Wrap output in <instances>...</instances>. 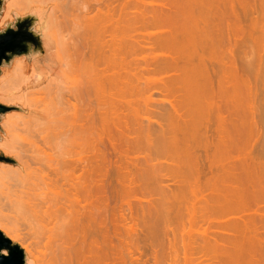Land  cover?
Masks as SVG:
<instances>
[{
    "label": "bare ground",
    "instance_id": "obj_1",
    "mask_svg": "<svg viewBox=\"0 0 264 264\" xmlns=\"http://www.w3.org/2000/svg\"><path fill=\"white\" fill-rule=\"evenodd\" d=\"M100 1L102 5H104V8L102 9L106 11L103 16V13L101 15V12H104V11H102L101 8L100 10L98 9L99 11H101L100 14H98L101 17L95 15V18L99 19L97 17H100V18L104 17L107 22L105 23V25H102V28L97 29V32H98L97 40L90 42L87 39L86 42L87 44L90 45V47L86 49H84L85 47L83 45L80 46L81 47L80 48L79 45H77L78 44V41H77V43H75V45L73 46V49L74 51L76 52L78 51L77 53H79L80 49L84 47L83 50H81V53L83 51L82 56L84 58V51H85L87 53L85 54V56L88 58V60L91 58H92L91 60H93L95 54H98L100 56H107V59L110 62H112L111 59H113L114 57L116 59L117 57L119 61L117 62L119 64L117 62H114L115 59L113 60V62L117 63L119 68H117V65L115 66V64L112 62L116 68L113 65H111L109 70L105 68L101 70V73L95 72L97 73L96 75L97 77L96 78L94 77L95 79L93 78V80L100 79L97 82L95 81L96 83L93 81H90L94 83L95 85H92V83L88 81V86H90L91 84L90 86L91 89L87 86V84H86V90L88 91H85L84 89V93L90 96L88 98L89 101H86V102H89L87 106L88 107L87 110L82 111L78 105L80 102V99H82L81 92L83 91L79 92L80 89H78L79 91L75 89L74 94L72 95L71 92L73 91L69 90V94L73 96L72 98L75 101L79 100L78 104H76L77 102L71 103L70 100H67V104L72 105L71 107L74 109L75 121H77V124L76 122L73 123V128L76 125H79L78 123L80 122L78 121L80 120L84 122L86 121L87 126L88 124H91L90 126L96 125L95 122H97L96 120L100 118V115H99V118H97L98 117L97 115L99 114V112H95L94 107H96V105L94 106L93 104L95 97H91V95H94L95 93L96 95H98L99 92L97 91H99L101 87L103 88L106 87L105 86L106 82H104V79L106 80L109 79L108 80L109 83H107L109 85L110 78L111 79L114 78V80L117 81L116 80L117 77L118 76L121 77L118 74H132V75L134 74V75H137L138 79L136 78V76H133V77H135V79H137L139 83H141L142 79H143V82L146 80L145 81L146 86L144 90L146 88H147L146 90H149L151 86L156 84L154 87H151V89L159 85V87H157L156 89L158 90L159 88L160 89L159 91L161 94L168 93V95L171 96L174 93L173 94L174 96H178L175 94L181 93V92L185 93L182 96V98L179 99L180 102L178 104L175 103L178 101H174V98L173 100H166V99L162 100V102L169 103V105L171 106L170 107L171 110H169V108H167L168 110L166 109L157 110V108L155 109L153 108L154 106L151 105V102H152L151 97L149 99L146 98L148 99V101L144 100L147 103L145 106V110L144 111L142 110V112L149 115L148 117L152 115L151 116L152 118H148L146 116L147 121L148 120L150 121L151 119H156V117L161 118V119H168V121L169 120L171 121L168 126L171 127L172 125V127L175 130H178V128H181L182 130L185 129L186 130L185 132H187V129L189 130L196 129L197 131L201 130V129H197L196 127H202L204 125L203 127H205L206 129L205 131L206 132L208 131L211 134V136H209V134L208 136H206L205 134V137H203V139L201 137V140L199 138H198L199 140H197L196 138H194L195 139L194 140L193 137L191 138L189 137V131L187 132V134L183 131L184 132L183 134L182 132L181 133L179 132L183 138L179 139V137H177L178 139L177 138L175 139L176 135H174L175 130L173 129L172 131L174 132L173 133L174 136L170 134V136L172 135L171 136L172 138L170 137V139H174V141H169V137H168V139L165 140L167 141L166 144L164 140L159 142L160 143L159 144L157 139L151 138L153 134L152 125H150L152 128L148 125H147L148 127L144 128L142 126L143 124L142 125L140 123L137 124V123H134L133 121V124H137L133 128V125L130 126L131 123H129V120L127 118L128 114H126L125 112L126 109H123V108H122L123 110L119 109V111L122 110L121 112H118L117 111L118 109H117L116 110L117 112L115 111V115L112 114L111 113L112 111H110V108L113 107L118 102L112 104L111 106V102L108 100L111 97L107 99L105 98V97L112 96L111 95L112 93L111 94L108 93L109 96L108 94H105V96L103 94V97L105 98L107 106L105 105L106 109H103L104 113L101 115V118L99 120L102 123L100 127L101 128L103 127V130H100L101 136L97 134L99 130L97 129L98 132H96L97 130H95L94 128L95 126L88 128L89 126L86 127L85 125H83L84 128L86 127L89 129V130L85 129V133H89V135L91 136H94V133H95V135L97 134V136H99L100 138V142H99V138H97L98 144L100 143V145H98L97 147L98 149L97 148H94V150L91 149V151L92 150L95 151L94 155L91 152L93 158L91 156L89 159L84 160V162H83V159L75 160V161H69V160L64 161L60 159V160L55 161L53 164H50L47 162H41L43 159H41L40 161L38 157H36L37 158L36 159L33 156L25 154V153H22V155L15 156L14 153L16 151L6 152L4 155L8 157L9 156L15 157V160L18 162V166L12 165L10 167L8 166V168L6 169L5 167H3V170H2L3 174L7 175V177L12 174L14 176L13 180L17 182L19 185H23V187L30 194L31 190H29V187H30L29 182L30 183L33 182V181L31 182V180H33L31 179V175L33 172L31 173L30 171H35L34 168H36V166L33 168L34 170L31 169L34 162H37V164L38 162H40L39 163L40 165H42V163H46L45 166L48 167V170L49 169L51 170L49 171L50 172L49 174H51L52 176L51 184H53L54 186L56 185L58 188L57 187L55 188L59 190V192L56 189L55 191H51L50 188L48 189L55 195H57L58 193L59 196H61V200L59 199L60 197L56 200L55 198L57 196H55L54 199L56 200V202H54L55 200L53 201L52 199H50V197L47 198V195H46L47 199L52 200L56 204V206H54V210H53V205H54L53 203H51L52 204L51 207L45 208L46 210L44 213H45V216L48 214L47 216L48 222L47 223L42 222V223H46L45 225H43L44 229L46 230L45 238H47L48 240L47 242L45 240L47 244L45 245L47 247L49 246L48 248H50L49 249L50 253L47 252L48 255H50V258L48 261H45L44 259L40 258V262L38 259L37 264H41V261L43 260H44L43 264H124V258H123L124 253L130 255L134 252H137V253H140L141 256H143V252L141 250L145 247L142 248L139 246V244L143 242L146 243L145 241H148L150 243H146V245L147 244L154 245L158 243V242L156 243L154 239L158 238L157 240H159L160 237L161 239L165 237L168 238L167 242L169 243L168 244L169 248L165 244L166 238L165 240L163 239V241L159 240L160 242L158 244V247L156 246L157 249L156 247L152 245L150 246V248L152 247L151 248L152 250L154 248V251H155V252L153 251L155 253L154 255L155 264H162V262L167 257H171L172 260H174L175 262H178L180 261L181 259L180 257H182V255H183L182 259L184 261V264H264V140H263L264 139V110H263L264 109L263 108L264 107V95H262L260 91L258 92L259 90L257 89L258 87L257 88L255 87L257 84L255 85L254 83V86H252V84L249 83L250 82L249 80L248 82L246 80H243V79H246L244 77L246 74H259V75L264 74V60L260 61L261 63V64L259 63L260 65L258 64L255 67H251L248 65L246 68L238 67L236 65L235 60L234 59L231 60V65L229 68L232 74L231 75L229 74L231 78L228 76L227 79L229 80L232 79V82H235V81L237 82L238 80L240 82L242 81V84L243 85L245 84V87L247 86L246 87L247 97L245 100L247 104H244L245 103L244 101L243 103H241V105L239 104L241 106L240 108L239 107L236 108L237 102H235L236 103L234 105L235 108L233 107V105H231L233 109L230 108L231 110L235 109L236 110L234 111L235 113L232 111L228 114L233 115V113L236 114L237 112L240 116L237 115V117H235L236 115H234L233 118L236 119L240 117V119L238 118V120H241L242 118L245 120V122L244 120L240 121L241 123L239 124L242 126L240 128H243V126L244 128L246 127V129L248 128V134L247 135L245 134L246 137L247 136L248 137L247 138L242 137L245 139V140H242L244 143L240 140L241 136L239 135L241 134L240 133L241 131L239 130L240 129L239 124L237 123L239 121L233 120L234 121V124H232L233 127L231 126V121L230 123L225 122L227 124L225 125L228 126L230 124V126L233 128L232 130L235 129V131L238 130L239 132L236 131L237 132L236 133L234 131L233 133H235L236 136L233 135V133L230 136L229 134L230 132L228 131L225 137L226 139L223 137L220 138V136L217 133H215V132H220V131H216V129L214 128V125L215 126L219 125L218 124L219 119L217 118L218 115L216 112L222 113L220 112V110L223 111V109L220 108L221 106L218 107V105H216L217 102L215 101L216 102L215 103L214 99L215 100L217 99L216 97L217 93H215L217 88L215 84L216 82L219 85L223 83L224 81L222 82V80H224V77L223 76L221 77L219 75L223 79L221 80V78L218 77L217 81L215 80L216 82H214V79L217 76V74L214 72V67L211 63H210V67L209 66L207 67L204 65L205 60L203 59V56H201L204 54L200 55L198 53L199 51L198 49L202 47L200 49L202 51L203 48H205L206 44L208 45L207 42L215 44L214 42L217 41L216 37L220 36L214 33V31L212 30L213 28H211L210 24H213L211 23L212 20L213 21L216 20V17L217 16L219 17L221 15L220 14L221 8L222 7L226 8L227 5L223 3L224 0L223 2L221 0H100ZM232 1L234 2L235 0H232ZM239 1H242V0H239ZM261 1L262 0L259 1L260 4L258 2V5L260 6H257L256 4L259 11L257 10L256 6L255 8L252 7L253 3L251 4V7L257 11H254L253 9H251V7H247L244 9L245 4H248V3H243L244 1L242 3H237L238 6H240V4L244 5L243 14L240 13V15H243L242 17H244L245 19L248 18L247 21L249 20V24H247V27L249 30L247 29V33L249 31L251 32V34L249 33L248 34L246 33V34L248 36L252 35V33L258 34L257 37L255 36V41L258 42V44L257 45L254 44V45L257 46L256 49L258 51L257 50L256 51L259 53L263 51L264 49V46H263L264 45L263 44L264 43V25H263L264 24L263 22L264 21V5L261 4ZM117 2L119 4L116 7H118L119 12H117V9L115 7V3L117 4ZM229 4L230 5L232 4L233 6L231 5L230 7L231 10H227V12L229 11L228 14L231 13L232 15L227 14V16H230V17L234 16L233 18L239 21L242 17H240L238 14L239 12H242V11L236 12V9H235L236 5L235 3L234 4L231 3V0ZM240 8L242 9V5L240 6ZM88 10L90 11L91 9H89L88 7ZM252 10L254 12H252ZM116 12L119 14H117ZM255 12H257L259 16L253 19L251 17L253 16L252 15L253 13L255 14ZM249 15L250 17H248ZM95 18H93V20H95ZM239 22L237 23V21H235L233 23H236L238 25ZM236 24L234 25L235 29L237 27ZM239 25L237 27L238 31L236 32H239V30L241 29L240 28L241 26L239 27ZM152 28H155L157 31L152 32V33L146 32L148 29H152ZM244 28L246 30L245 26ZM244 28L242 26V29ZM245 30L244 32H246ZM244 32H241V33H244ZM115 33L116 35L118 34L119 37L116 36ZM119 33L121 36L119 35ZM235 38H234L235 43L238 44L239 36H238V39L236 38L237 40ZM243 39H241L240 41H243ZM81 42L82 41H80L79 44ZM212 44H209V45H212ZM260 45L262 46L261 48H260ZM258 47L260 49H258ZM148 49L152 51L150 55L148 54V55H145V57H142L141 54L145 53V51ZM128 50L132 54L135 55V56H132V58L130 57L132 61H127L126 57L122 56L124 54H127V52H129ZM158 50L160 51V54L154 55L155 52ZM131 53H130V56H131ZM138 54L141 55V61H139L140 56L138 57ZM120 56L123 57L122 58L123 61L120 59L121 58ZM78 57L79 58L81 57L80 53ZM134 57L136 58L134 59ZM195 57H197V61H199L200 66H202V68L206 67L204 71H202V74L204 75L203 76L202 74L200 75L202 76V78H205L204 79L205 83L204 82L203 83L204 85L206 84V87H204L206 89L203 90L202 88L201 89L199 88V90H197V92L199 91L198 93L194 92V90L196 91V89H198V88L194 89L195 88L194 86H196L195 84L198 83L195 81L196 78L194 79V81L196 82L194 84L193 80L191 79L192 77H188L189 80L187 78L185 82L184 81L180 82L181 79L178 76L177 77L175 76L177 79H174V77L171 76L172 78L167 77V80H164V78L162 79L160 78L158 79V81L157 79L154 81V79L152 78H151L152 80L150 78L145 79V77L143 76V74H146V73L147 74H162L161 72H163V74L165 73V75L166 73L189 74V65L193 62V60H195L194 59ZM263 58L264 57L262 56L261 59ZM124 59L126 60L125 62H124ZM182 60L185 61L183 65L185 67L180 65ZM130 62H132L133 64ZM117 69L118 71H115ZM107 74H110V75L114 74V75H111L110 77L109 75L107 76ZM115 74L117 75L116 79H115ZM169 74H167V76ZM119 79L118 81L122 80V78L120 80ZM218 79L221 81V83L220 81H218ZM263 79L264 77L262 78L261 82L264 81ZM122 81H125V80L123 79ZM132 81L134 80H131V82ZM111 82L112 84H114L113 81ZM102 83H104V86H102ZM180 83L181 84L184 83V84L179 85ZM199 83L200 84H198V86L199 85L201 86V82ZM262 84L264 88V82ZM178 85L180 88L178 87ZM219 85H217L218 88H220ZM234 85H235L234 86L235 89H237L235 83ZM137 87L139 88V86H136V88ZM92 89H94L93 92H92ZM104 90L106 89L105 88L103 89V93H104ZM137 90L139 91V89ZM144 90L142 91L146 93V91ZM200 90H203L204 93H201ZM108 91H111V89ZM78 92L81 96L78 94ZM195 94H197L198 98L200 96L201 97L203 96L204 99L203 97L202 99L201 97L198 99L195 96ZM88 95L86 96L88 97ZM168 95L167 96L165 95V97H168ZM113 96H116V95H113ZM121 96L122 95H120V97ZM131 96H129V98ZM235 98L237 99V96H235ZM116 99L114 100L115 102H116ZM240 99L234 100V101H239ZM102 100L104 101L103 98ZM194 100L196 103L194 102ZM196 100L202 103H199ZM234 101L232 104H234ZM130 102H133V101H130ZM130 102H129V105H130ZM192 102H193V108L191 105ZM197 102L199 105L197 104ZM194 104L195 106L197 105L196 108ZM242 104H244V106ZM135 106H137V104H135ZM128 107H127V110L129 109ZM132 108L133 107H131V109ZM231 110L228 109V111H231ZM239 110L243 115L242 118H241V114ZM140 116L141 115H139V117ZM222 119L223 118L221 117L220 120ZM230 119L232 118L230 117ZM230 119L226 118L225 120H230ZM214 121L215 122L218 121L217 125L214 123ZM152 122H150V124ZM161 125L163 126V124ZM222 125L225 126L224 124ZM76 127L78 129L80 126H76ZM82 128L83 127L81 126L80 132L84 130ZM224 128H222L221 126V129H224ZM77 129L75 130L76 132L78 131ZM181 129L179 130L181 131ZM192 130L190 131V133L193 132ZM224 131H227V130L225 129ZM179 133H176L177 136L179 135ZM222 133H219V134H222ZM78 134L80 133L78 132ZM228 134H229V137H228ZM164 135H165V132L163 134V137ZM212 135L217 136V137L215 138L213 136L214 138H212ZM139 137H142V138L140 139ZM261 142L263 144H260ZM94 145L97 146V143ZM244 147H247V148H244ZM241 149L244 151L247 150V153H244ZM145 151H147L148 153H145ZM235 153H238V155L234 156ZM98 158H99V161H98ZM113 158L115 161L113 160ZM35 159L36 161H34ZM95 160L103 166H101V168L100 166L96 167L97 162ZM63 166L67 167V171H68L67 175L62 171ZM46 167H44V169ZM102 167L104 169H102ZM105 167H108L110 169L108 168L105 169ZM97 168L98 169L100 168V169L97 170ZM208 173L211 176H208L207 175ZM32 177H35V176L33 175ZM43 177H45V175ZM38 178H39L38 180H40V177ZM45 181H46L45 183L47 184V180ZM164 181L168 182L169 184L164 183ZM208 187L209 189H206V191L210 190L212 192V195H210V198L211 196H213L211 199V202L205 201V203H203L204 205H201L202 207L201 206H198V207L202 208V209L199 208L203 211V212L202 211L200 212V213H203L201 215L204 216V213L206 214V217L210 215V217L208 216V218L204 219V222L209 223L210 226H208V228H205L203 230H197L195 228L193 229V227L197 225L195 223L196 222L198 223L197 221L198 219L194 215L196 214L195 209L197 208H194L195 205L192 204L193 202H190L191 203V207H190L188 205V202L193 201L195 199L197 200L198 194H202L201 191H203L204 193L206 192L205 190H202V189L208 188ZM31 188L32 187H30V189ZM172 188H175V189H172ZM61 189L64 192V196L61 195V192H62V191L60 192ZM28 192H22L23 195L17 198V200H20L21 202L17 200L14 201L13 199L12 205L14 204L15 206V202L16 204L20 202L21 203L20 207H23L22 202H25L27 200L26 198L27 196H28V199L30 198ZM47 193H49L48 190H47ZM40 194L42 193H39V196L42 197L43 194L42 196ZM157 195L158 197H156ZM23 198L24 199L26 198V200L25 201L22 200ZM46 198L44 196L42 197L43 199L42 201L39 200L41 201L40 203L41 207L43 204L42 202H44ZM192 198L194 199L191 200ZM201 198H204V197H201ZM143 201L148 202V204L150 201L151 203L152 202L154 203H152V205H150L151 204L150 203L149 204L150 207L145 208L144 205H141V203H144ZM26 202L27 203H24V204H28L29 200H27ZM113 202L114 204H117V206L114 204L111 205ZM116 202H120L119 207H120L121 202H122V205L123 204L127 205V208L130 212L129 216H127L124 213L123 209H121L122 207L118 208V203ZM162 202L163 204H161ZM40 204L38 205L40 206ZM185 204H187V206ZM17 205H20V204H17ZM44 205L45 204H43V206ZM47 205H45V207ZM161 206H163L164 209L163 208L162 209L164 211H165L164 206H166V208H168L166 212L168 211V213L171 211V209L174 206H177L181 209H182V206L183 207L186 206V211L188 214H190V219H189V222L187 221V223H189L191 226L187 224L189 225L188 227L189 229H186V225L184 224L185 221L183 223V216L181 215L182 211L176 212V213H180L179 215L175 213L177 216H179L180 218L182 217V219L180 220L182 222L181 224L183 227V228L181 227L182 228L181 232H176L175 230L177 228H175V226L173 229H171L169 226H168L169 228H167V226H165L164 224V226L166 227L165 231L166 229L170 231H166V234L164 232L162 235L161 234V232H163L162 230L159 235H162L163 237L162 236L155 237L156 236L155 234L157 233H154L155 236L153 235V237L155 238L154 239L151 238L155 242L154 244H153V241H150L151 239L148 238V236L151 234V233L149 234V231L147 234H144V236H146L147 239L145 237H142V238L140 237L141 239H145L142 241L138 237L142 236L143 234L140 235V233L138 232L139 231L141 233H144V232H142L143 230L141 231L140 229L137 232V228L139 227L136 226L138 222L136 223L135 220H141L142 218L139 219L140 215H142L144 219L146 218V215H150L153 218H155V219L152 218V220H156L158 217H160L161 219L162 217L168 216L167 214L163 215L164 213L160 212L162 210L160 209ZM43 209L44 208H42V210ZM120 209H121V212H123L121 213V215L119 212ZM139 209L141 210V214H140ZM176 209L178 210V208ZM40 210H37L38 211L37 213H39ZM183 210L185 211V208H183ZM41 212H42L41 214H43V211ZM114 212L115 214L117 212L120 215V217H117L119 216L117 215L115 216V218L117 217L120 219L116 218L117 220H115ZM41 214H35V215H41ZM183 214L187 216L185 212ZM231 215H232L231 219H225L226 217L231 216ZM203 216H201L200 218L202 219ZM165 218H163L159 222H163ZM194 218H196L197 220ZM158 220L156 222H158ZM168 220L166 221L168 222ZM130 222H135V223L132 225L128 224ZM150 222L151 224H155V223H152V221ZM150 222H149V225H150ZM169 223H171V220ZM38 224L40 225V221H38ZM211 224L213 225L211 226ZM166 225H169V224L166 223ZM149 229L152 230L151 228ZM137 233L139 234V236ZM37 234L39 235V233ZM134 234H136L135 239H133ZM44 235H43V238H44ZM130 235H132L133 238L131 239L133 240L128 238L129 240H131V242H127L129 241L127 237H129ZM39 237L41 238V236ZM114 239L117 240L116 244L119 243V245L114 246L115 244ZM37 242L30 241V240L25 242L24 249L29 258H31L30 255L32 253V250H38L40 243L38 242L39 243L38 244ZM167 248L169 252L167 251ZM126 249L128 250V253L125 252ZM49 250H46V251H49ZM46 251H44V253L43 251L40 252L41 254H43L42 256H44ZM145 252L147 253L146 250L144 251V254ZM201 259H204V260L200 261ZM140 262H141V258H136L133 261V263L135 264H140ZM145 263L143 262L142 264H145Z\"/></svg>",
    "mask_w": 264,
    "mask_h": 264
},
{
    "label": "rangeland",
    "instance_id": "obj_2",
    "mask_svg": "<svg viewBox=\"0 0 264 264\" xmlns=\"http://www.w3.org/2000/svg\"><path fill=\"white\" fill-rule=\"evenodd\" d=\"M99 1L100 0H2V6H1V9H0V33L4 32L5 30H7L8 28H11V27L15 28L16 24L19 22V20H24L26 18H32V19H34V22H33L32 26L30 27L29 31L40 39V44H41L40 47H36V46L30 45L29 51H28L27 54L13 57L8 63L4 62L2 67H1V69H0V104L10 108V111L6 112L5 114H0V232H2L3 235L6 238L10 239L13 244L18 245L21 249H23V251L25 253V264H37L38 263L37 260L39 259V262H40V258L44 259L45 261L49 260L50 255H48V253H50V250H49L50 248H48L49 246L48 247L46 246L47 245L46 242L48 240H47V238H45L46 237V232H45L46 230L44 229V226H43V225H45L48 222L47 221L48 220V217H47L48 214L45 216L44 212L46 210L45 208L51 207V205H52L51 203L54 204L53 205V210H54V206H56V204L54 202H56V200L59 197H60L59 199L61 200V196H59V194L57 192H55V193H57V195H55L54 193L51 192V191H55V189H56L55 187H57V186L56 185L54 186L53 184H51L52 176H51V174H49L50 173L49 171H51V170L50 169L48 170V167L45 166L46 163H42V165L39 164L40 162H38L39 165L37 164V162H34V164L32 163L33 166H32L31 169H33L35 166H36V168H34L35 171H30L31 173L33 172L32 175H31V179H33V180H31V182L33 181L32 182L33 184L29 182V186L32 187L31 189L29 187V190L33 191V192L30 191L31 195L23 187V185H19L17 182H15L13 180L14 176L12 174L9 175L8 177H7V175L3 174V172H2L3 167H5V169H6V168H8V166L10 167L12 165L13 166H18V162L15 160V157L14 156H9L8 157V156L4 155L6 152L16 151L14 153L15 156L16 155H22V153H25V154L33 156L34 158L38 157L40 159V161H41V159H43L44 161L42 160L41 162H47V163H50V164H53L55 161L60 160V159H62L64 161H67V160L75 161V160L83 159V162H84V160H87V159H89L92 156V153H93V155L95 154L94 153L95 151H93L94 148H97L98 145H100V143L98 144V141H97L98 140L97 138H99V136H97V134H99L101 136L100 130H103V127L102 128L100 127V125H102V123L99 120L101 118V115L104 113L103 109H106V107H105V105H106L105 98L107 99V98H110V97L111 98L108 99V100L111 102V106H112V104L118 102L117 104L114 105L115 107L114 106L113 107L110 106L111 107L110 111H112L111 112L112 114L115 115V111L117 109H118L117 110L118 112H121L123 109H126V111L125 110L124 111L126 112V114H128L127 118L129 120V123H131L130 126L133 125V128H134L135 125H137L139 123L141 125L143 124L142 126L144 128L152 125V127H153L152 136L153 135H155V136H153V137L151 136V138L157 139L158 143L161 142L162 140H164V142L166 144L167 141H165V140L168 139V137H169V141H174V139H170V137L173 135L174 132H175L174 135H176L175 139L177 137H179V139L183 138L180 133L182 132V134H183L186 131L185 129L182 130L181 128H178V130H175L172 127V125H171V127H172L171 128L170 126H168L170 124V122H171L170 120L168 121V119H161V118H157L156 117V119H151L150 121L149 120L147 121L146 118L149 115H147L144 112H142V110L143 111L145 110V106H146V103H147L146 101H148V99L150 97H151V100H152L151 105L154 106L153 108H155V109L157 108V110L158 109L159 110L160 109L168 110L167 108H169V110H171V108H170L171 106L169 105V103L162 102V100L163 99L173 100V98H174V101H178V102H175V103L178 104L180 102L179 99H181L182 96L185 93H182V92L181 93H176L175 92L176 93L175 95H178V96H174L173 95L174 93H173L172 94L173 96L171 95L172 97L169 96L168 93L161 94L160 91H159L160 89L159 88H158V90L156 89L157 87H159V85H157V87L151 89V87H154L156 84L150 87L151 91H150V89L146 90L147 88L144 90V88L146 86L145 85V81L146 80L143 82V79H142L141 83H139V81L137 80L138 79L137 75H134V74L133 75L132 74H118L121 77H119V76L117 77V75L115 74V79L117 77V79H116L117 81H118L119 78L120 79L122 78V80L123 79L125 80V81H122V80L118 81V83H117V81L114 80V78H112V79L110 78L111 75H114V74H111V75L107 74V76L108 75L110 76V77H108V78H110V84L109 85L107 84V83H109V81H108L109 79L108 80L104 79V82H106V85H105L106 87H104L106 90H104V93H103V89L104 88L101 87L100 90L97 91V92H99L102 95H100L99 93H98V95H96V93L94 95H91L93 93L90 94L91 97H95L94 98L95 100L94 99H92V100H94V102H93L94 106L96 105V107H94L95 108V112H99V114L97 115L98 116L97 118H99V115H100V118L96 120L97 122H95L96 125L90 126L91 124H88V126H89L88 127L86 121L84 122V121L80 120V121H78V122H80V123H78L79 125H76V126H80V127L77 129V127L74 125L75 127L73 128V123L76 122V124H77V121H75L74 109L71 107L72 105L67 104V100H70L71 103H76L77 102L76 104H78L79 100L75 101L72 98L73 96H71L69 94V90L73 91V92H71L72 95L74 94L75 89H77V90L80 89V91L78 90L79 92L83 91V92H81L82 93V97H81L82 99H80L81 103L79 102L78 105H79V108L82 111L87 110L88 109L87 106H88L89 102H86V101H89L88 98L90 96L88 94L84 93V89H85V91H88V90H86V84L88 86V81L89 82L90 81H93V82L99 81L100 79L99 80H93L94 77L95 78L97 77L96 76L97 73L98 72L101 73V70H103L105 68L109 70L110 66L113 65L114 62L118 61L117 57H116L117 60L114 57L113 59H111L112 62L115 59V61L112 63V62H110L107 59V56H100L98 54L94 55V59L93 60H91L92 58L88 60V58L85 56V54H87V53L84 51V58L82 56L83 51L81 53V50H83L84 47H85L84 49L90 47V45L87 44L86 40L88 39L90 42H92L94 40H97V34H98L97 29L98 28H102V25H105V23L107 22L104 17L100 18L101 16L98 15L101 12V11H99L100 8L101 9L104 8V5H102L101 1L100 2ZM221 1L223 2V0H221ZM235 1L233 2L231 0V3H233V4L235 3L236 12L242 11V12H239V14H238L240 17L243 16V15H240V13L243 14V6L244 5L240 4V6L242 5V9H241L240 6H238L237 3H242L243 1H244L243 3H248L249 5L245 4L244 9L247 8V7H251L252 3L253 4L255 3L254 5L252 4L253 8H255L256 4H257V6H260V5H258V2L260 0L259 1H257V0L256 1L255 0H252V1L248 0L251 3H249L247 0H242V1L238 0L239 2L238 1L235 2ZM226 2H227V4H226ZM229 2H230V0H227V1L224 0L223 3L228 6V5H230ZM118 4H119L118 2H117V4L115 3V7L118 6ZM259 4H260V2H259ZM261 4L264 5V0L261 1ZM231 5L228 6V8H227V6H226V8L222 7L221 10H220V12H221L220 16L221 17L219 16L220 17L219 18L217 16V14H216V16H217L216 20H214V21L212 20L211 23H213V24H210L211 28H213L212 30L214 31V33L216 35H220V36L216 37L217 41L214 42L215 44L207 42L208 45L209 44H212V45L208 46L206 44L205 48H203V50H202L203 53L200 50L202 47H200V49H198L199 50L198 53L200 55L204 54V55H201V56H203V59L205 60L204 61V65L207 66V67L208 66L210 67V63H211L213 65V67H214V72L217 74V76L214 79V82L217 81L218 77L219 78H221L222 76L224 77V80H222L223 78H221L222 82L224 81L223 83H221V81L218 79V81H220L221 84L219 85L217 82L215 84L216 88H217V89L215 88L216 89L215 93H217L216 94L217 99L216 100L214 99V102L215 101L217 102V103L215 102L216 105H218V107L221 106L220 108L223 109V111L219 109L220 112L224 113V114H222V113L216 112L217 115H218L217 118L219 119L218 120L219 122L217 121L219 125H217V122H215L217 118L214 121V123L218 126L217 127V126L214 125V128L216 129V131H220V132H215V133H217L220 136V138L221 137L225 138L227 133H228V131L230 132L229 133L230 136L235 131V129L232 130L233 129L232 128L233 127L232 124H234V121L238 120V118L240 119V117H238L236 119L233 118L234 115H236L235 117H237V115H239V114L237 112H236V114H234L235 113L234 111H236V110L235 109L231 110V109H233L234 105L236 104L235 102H237L236 108L237 107L240 108L241 107L240 106L241 103H243L246 100V97H247V94H246L247 93V89H246L247 86L245 87V84L243 85L242 81L240 82L238 80L237 82L236 81L232 82V79H230V80L227 79L229 74L230 75L232 74V72H231V70L229 68L230 65H231V60L234 59L235 62H236V65L238 67H240V68H242V67L246 68L248 65L251 66V67H255L256 65H258L260 63L261 60H264V58L261 59L262 56L264 57V49L260 53L257 52L258 50L256 49V47H257L256 45L258 44V42L255 41V36L257 37L258 34L257 33H252L253 36L250 35L251 37L247 35L248 33L251 34V32H249V31L247 33V29H248L247 24H249V20L247 21L248 18L245 19L244 17H242L239 20L240 21L239 22L238 20L233 18L234 16H232V17L227 16V14L229 12V11L227 12V10H231V8H230ZM257 6H256V8L259 11ZM88 7H89V9H91L90 11L88 10ZM252 7H251V9H253ZM116 9H117V12H119L118 7H116ZM253 10L257 11L255 9H253ZM253 10H252V12H254ZM102 11H104V12H101V15L103 13V16H104V13H105L106 10L102 9ZM117 14H119V13H117ZM229 14L232 15L231 13H229ZM95 15L100 16V17L96 16L99 19H96ZM250 15H251V13H250ZM250 15L248 17H250ZM252 15L253 16L251 18H253V19L255 17L259 16L257 12H255V14L253 13ZM93 18H95V20H93ZM231 18L234 19L235 21H237V23L239 22L240 25L239 24L238 25H239V27L241 26L240 27L241 29L239 28L241 30V32H244V30H245L244 26H245L246 27V30H245L246 32L241 33L240 30H239V32H236V31H238V28H237L238 25L236 23H233L235 21L232 20ZM245 21H246V23H245ZM235 24L237 26V27L235 26L236 29L234 28ZM242 24H244V25H242ZM242 26H243L244 29H242ZM156 31L157 30L155 28H152V29H148L146 32L152 33V32H156ZM115 35H116V33H115ZM119 35H120V33H119ZM116 36H118V34ZM238 36H239V40H238L239 42L237 41L238 44H236L234 38L236 37L238 39ZM243 37H244V39H243ZM248 37H250L251 39L248 38ZM253 37H254V39H253ZM245 38H246V40H245ZM241 39H243V41H240ZM79 40L82 41L80 44H79V42H80ZM77 41H78L77 45H79V47L82 46V45L84 46L82 49H80L81 47L79 48L80 49L79 53L81 55L80 58L78 57L79 56V53H77L78 51L76 52L73 49V46L75 45V43H77ZM252 41L253 42L255 41V42L253 43ZM83 42H84V44H83ZM254 44H256V45H254ZM261 45H260V48L262 47ZM260 48L258 47V49H260ZM86 51H88V50H86ZM129 52H127V54L123 53L124 55H122V56L126 57L127 61H132L131 58H132V56H135V55L130 52L131 53V56H130ZM151 52L152 51L148 49V50L145 51V53H143L141 55H142V57H145V55H148V54L150 55ZM158 54H160L159 50L156 51L154 55H158ZM107 55H108V53H107ZM120 55H121V53H120ZM141 55L138 54V57L140 56L139 61H141ZM198 55H197V57H198ZM120 57H118V58H120ZM197 57L194 58L195 60H193V62L190 65L188 64L189 65V74H171V73L169 74V73H166V75H165V73L163 74V72H161L162 74H147L146 73V74H143V76L145 77V79L146 78L147 79L148 78H150V79L152 78V79H154V81L156 79L158 81V79H160V78L161 79L164 78V80H167V77L168 78L169 77L170 78L174 77V79H177L176 77L178 76L181 79L180 82H183V81L185 82L188 77H192L191 79L193 80L194 84L196 82H198L197 84H195L197 87L196 86H194L195 88L193 87L194 89L198 88V89H196V91L193 89L194 92L196 93L197 90H199V88L200 89L202 88L203 90H205L206 88H204V87H206V84L204 85V83H205L204 79L205 78H202V76L204 75V74H202V71H204V69L206 67L202 68V66H200L199 61H197ZM122 58L123 57H121L120 59L122 60ZM135 58L136 57H134V59ZM80 59H82V60H80ZM125 61L126 60L124 59V62ZM184 62L185 61L182 60L180 65L183 66ZM117 63H114V64H115V66L117 65V68H119L118 67L119 63L118 64ZM130 63H132V62H130ZM120 64H122V63H120ZM183 67H185V66H183ZM132 69H133V67H132ZM128 70H129V68H128ZM115 71H118V69L115 70ZM95 72H97V73H95ZM167 74H169L170 76L169 75L167 76ZM201 74H202V76H200ZM104 75H106V74H104ZM133 76H136L137 79H135V77H133ZM199 77H201V78H199ZM244 77L246 79H243V80H246L247 82L249 80L250 81L249 83H251L252 86H254V83H255V85L257 84L255 87L256 88L258 87L257 88V89H259L258 92L260 91V93H262V95H264V90H263L264 88L262 86L263 85L262 83L264 81L261 82L262 78L264 77V74H262V75L261 74L260 75L259 74H246ZM195 78H196V80H195L196 82L194 81ZM131 80H134V81L131 82ZM188 80H189V78H188ZM200 80H202V81H200ZM111 81H113L114 84H112ZM255 81H257V82H255ZM193 82H192V84H193ZM199 82H201V86L200 85L198 86V84H200ZM90 83H92V82H90ZM234 83L236 84V88L237 89H235ZM183 84L180 83L179 85H183ZM92 85H95V84L92 83ZM179 85H178V87H179ZM217 85H219L220 88H218ZM90 86H91V84H90ZM90 86H88V87L91 89ZM102 86H104V83H102ZM136 86H139V88L138 87L136 88ZM140 88H142V89H140ZM110 89H111L112 92L108 91ZM115 89H116V91H115ZM137 89H139V91ZM154 89H156V90H154ZM93 90L94 89H92V92H93ZM142 90L146 91V93L143 92ZM203 90H200V92L204 93ZM105 91H106V93H105ZM79 92H78V94H79ZM116 92H117V94H116ZM124 92H126V93H124ZM131 92H132V94H131ZM108 93H110V94L112 93L111 94L112 96H109ZM129 93H130V95H129ZM134 93H135V95H134ZM103 94H104V96H105V94H108L109 97H105L104 98ZM86 95H88V97ZM113 95H116V96H113ZM120 95H122L123 97L122 96L120 97ZM165 95L166 96L168 95V97H165ZM179 95H180V97H179ZM234 95L237 96V99L235 98ZM129 96H131V97L129 98ZM195 96L198 98L197 94H195ZM238 96H240L241 99ZM202 97H201V99H202ZM102 98L104 99V101L102 100ZM116 98H118V99H116ZM121 98L122 99L124 98V99L122 100ZM146 98H148V99H146ZM115 99H116V102L114 101ZM203 99H204V97H203ZM238 99H240V100L239 101H234V100H238ZM118 100H120V101H118ZM144 100H146V101H144ZM232 100L234 101V104H232L233 103ZM130 101H133V102H130ZM196 101H198V100H196ZM129 102H130V105H129ZM194 102H195V100H194ZM198 102H197V104H198ZM144 103H145V105H144ZM199 103H202V102H199ZM135 104H137V106H135ZM244 104H247L246 101H245ZM244 104H242V105L244 106ZM191 105H192V108H193V102L191 103ZM231 105H233V107H231ZM83 106H84V108H83ZM155 106H157V107H155ZM194 106H195V104H194ZM127 107L129 108L128 109L129 111L127 110ZM131 107H133V108L131 109ZM196 107H197V105L195 106V108ZM119 109H122V110L119 111ZM139 109H140V111H139ZM228 109L231 110V111H228ZM134 110H136V111H134ZM240 110H239V112H240ZM110 111H109V113H110ZM232 111L234 112L233 115L232 114H228V113H230ZM134 112L135 113L137 112V113L135 114ZM226 112H227V114H226ZM240 114H241V118H242L243 115H242L241 112H240ZM139 115H141V116L139 117ZM151 116L148 117V118H152ZM226 116H228V117H226ZM129 117L131 118V120H130ZM221 117L223 118L222 120H220ZM230 117L232 119H230ZM226 118L227 119L229 118L230 120H225ZM242 120H244V119L242 118L241 120H238L239 122H237V123L238 124L241 123L240 121H242ZM133 121H134V123H137V124H133ZM230 121H231V126L232 127L230 126V124L228 125L229 127L226 126L227 125L226 123L227 122L230 123ZM150 122H152V123L150 124ZM244 122H245V120H244ZM161 124H163V126ZM222 124H224V125L226 124V125L223 126ZM83 125H85L88 128H91V127L95 126L94 127L95 130L98 129L99 132L97 130L96 132H98V133L96 135L94 133V136H91V135H89V133H85V129H88V128H86V127L84 128ZM141 125H139V126H141ZM81 126L83 127L82 129H84V130H82L83 132L81 131L82 133L80 132ZM160 126H162V127H160ZM203 126L202 127H196L197 129H201V130H198V131L196 129H194L195 131L191 129L193 131L192 133H190L191 130L187 129V132L189 131V137L190 138L193 137V139L196 138L197 140H199V139L201 140V137L203 139V137H205V134H206V136H208V134H209V136H211V134L208 131H207L208 133L205 131L206 129ZM221 126H222V128H224V127H226V128L221 129ZM227 127H228V129H227ZM240 127H242V126L239 124V128ZM75 128L78 130L77 132L75 131L76 130ZM239 128H237V129H239ZM243 128H244V126H243ZM243 128L239 129L241 131L240 132L241 134L239 135V136H241L240 137L241 141L245 140L242 137H246V135L248 134V128L247 129H246V127L244 129ZM173 129L175 130L174 132L172 131ZM179 129H181V131ZM225 129L227 131H224ZM160 131H161V133H160ZM236 131H238V130H236ZM78 132L80 134H78ZM164 132H165V135L163 137ZM187 132H185V133L187 134ZM176 133H179V135L177 136ZM219 133H222V134H219ZM160 134H162V135H160ZM170 134H172V135L170 136ZM191 134H192V136H191ZM212 134H214V133H212ZM229 134H228V137H229ZM233 135H235V133H233ZM233 135H232V137H233ZM213 136L214 135H212V138H214V137L216 138L217 137V136H214V137ZM219 136H218V138H219ZM134 137H136V136H134ZM139 138L141 139L142 137H139ZM95 142L97 143V146L94 145V144H96ZM99 142H100V138H99ZM243 143H241V144H243ZM162 144H163V142H162ZM260 144H263V143L261 142ZM242 147H243V145H242ZM244 148H247V147H244ZM91 149H93V150L91 151ZM242 151L244 153H247V150L246 151L242 150ZM145 153H148V152L145 151ZM237 155H238V153L234 154V156H237ZM92 158H93V156H92ZM36 159L34 161H36ZM7 160H10V161H7ZM113 160H114V158H113ZM98 161H99V158H98ZM99 164L100 163L97 162V164H96L97 166L96 167L100 166V168H101V166H103V165H101V164L99 165ZM44 167H46V168L44 169ZM41 168H43V169H41ZM106 168H108V167H105V169ZM99 169L97 168V170H99ZM102 169H104V168L102 167ZM108 169H110V168H108ZM62 171L66 175L68 174L67 167H65V166H63V170ZM33 175L35 177H32ZM44 175H45V177H43ZM207 175L211 176L209 173ZM38 177H40V180H38L39 179ZM41 180H43V181H41ZM45 180H47V184L45 183L46 182ZM164 183H168V182L164 181ZM43 184H44V186L45 185L46 186L44 187ZM48 188H50L51 191ZM33 189L36 190V191H34ZM172 189H175V188H172ZM206 189H209V187L208 188H204L202 190L206 191ZM47 190H48V192L50 194L47 193ZM57 191L59 192V190H57ZM61 191L63 192L62 189L60 190V192ZM22 192H28L30 198L28 199V196L26 198H27V200H29V202H28L29 206H28V204H24V203H27L26 202L27 200H26V198L25 199L23 198L22 200H24V201L26 200V201L22 202L23 207H20L21 206V203H20L21 201L17 200V198L19 196L23 195ZM62 192H61V195L64 196V192H63V194H62ZM201 192H202V194H198V199L197 200L196 199L193 200L194 198H192L191 200H193V201H189L188 202V205L190 207H191V203L190 202H193L192 204L195 205L194 208H197V209H195L196 214H194V215H195V217L198 220L196 218H194V219H196L199 224L196 222L195 224H197V225L195 227L192 226L193 229L195 228L197 230H203L205 228H208V226H210L209 223L204 222V219L208 218V216L210 217V215H208L206 217L205 213H204V216H203V215H201L203 213H200V212L202 211L201 210L202 209L201 205H204L203 203H205V201L211 202V199H212L213 196H211V198H210V195H212V192L210 190L209 191L207 190L205 193L203 191H201ZM39 193L43 194V196H42V194H40L42 197L45 196V198H46V195H47V198L50 197V199H52L53 201L55 199L56 200L53 202L52 200H49V199L46 198L47 200L45 199L44 202H42V203L45 204V205H47V204L48 205L50 204V205L49 206L47 205L45 207V205L43 206V204H42V207H41L40 203H41V201L43 199H42V197L39 196ZM156 194H157V192H156ZM52 195H54V196H52ZM55 196H57V197L55 198ZM156 197H158V195ZM201 197H204V198H201ZM7 198H9V199H7ZM11 199H12V201H11ZM13 199H14V201L15 200L20 201L19 203H17V204H20V205H17L16 202H15V206H14V204L12 205ZM39 200H41V201H39ZM45 201H47V202H45ZM7 202H9V203H7ZM116 203H118V208L122 207L121 209H123L124 213L127 216H129L130 212H129L128 208H127V205L126 204L122 205V202H121L120 207H119V203L120 202H116ZM150 203H151V201L149 202V204ZM152 203H154V202H152ZM152 203L150 205H152ZM38 204H40V206ZM113 204H114V202L111 205H113ZM147 204H148V202H146V201L144 203H141V205H144L145 208L146 207H150V205L149 204L147 205ZM161 204H163V202ZM24 205H26V206H24ZM32 205H34V206H32ZM114 205L117 206V204H114ZM185 205L187 206V204H185ZM186 206L185 207L182 206V209L177 207V206H174L175 208L171 207L172 209H171V211L169 213H168V211L166 212V210L168 209V208H166V206H164L165 207V211L163 210L164 209L163 206H161L160 209H162V208L163 209L160 212H163L164 213L163 215L167 214L168 216H165L166 218L162 217L161 219H160V217H158L156 220H152L153 217L150 216V215H146L145 219L142 217V215H140L139 219H141V218L142 219L141 220H135L136 223L138 222L136 224V226L139 227V228H137V227L136 228H137V232L140 229L141 231L143 230L142 232H144V233H141L139 231L138 233H140V235H142V234L143 235L139 236V234L137 233L138 236H139L138 238L145 237L147 239V237L144 236V234H147L148 231H149V234L151 233L150 235L148 234L150 237L147 235L149 239H151V238L154 239L155 237H160V236L163 235L164 232L166 234V231H170L168 229H166V231H165V228H166L165 226H167V228L170 227L171 229H173L174 226H175V228H177V229L176 230L174 229V230L176 232H181L183 227H182V224H181L182 222L180 220L182 219V217L180 218L179 216L176 215V214L179 215L180 213H176V212H180V211H182L181 215L183 216V223L185 221L184 224L186 225V229H189L188 227H189L190 224L187 223V221L189 222L190 214L187 213ZM198 206H201V207H198ZM28 207H29V209H28ZM39 207L41 208V210H40ZM33 208H35L36 210L33 209ZM42 208H44V209L42 210ZM176 208H178V210L179 209L180 210L178 211ZM183 208H185V211L183 210ZM199 208H201V209H199ZM121 209L119 211L120 215H121V213H123V212H121ZM37 210H40L39 213H37L38 212ZM41 211H43V214H41L42 213ZM183 211L186 213L187 216H185V214H183L184 213ZM35 214H41L43 216L35 215ZM140 214H141V210H140ZM117 215H119V214L117 212L115 214V212H114V218ZM120 215L117 216V217H120ZM37 216L38 217L40 216V217L38 218ZM201 216L204 217V218L202 217L203 220L200 218ZM116 218H115V220L120 219V218H117V219ZM163 218H165L163 220L164 223L163 222H159ZM178 218H179V220H178ZM191 218H192V216H191ZM231 218H232V215L226 217L225 219H231ZM38 219H40V220H38ZM146 219H148V220H146ZM153 219H155V218H153ZM158 219H160V220H158ZM30 220L33 221V222H31ZM43 220H45V221H43ZM157 220H158L159 223L156 222ZM166 220H168V222ZM170 220H171V223H169ZM201 220H202L203 223L201 222ZM38 221H40V225L38 224ZM147 221H149V222L152 221V223H155V224H151V222H150V225H149V222H147ZM153 221H155V222H153ZM173 221H175V222H173ZM42 222H46V223H42ZM134 223L135 222H130L128 224L132 225ZM157 223H158V225H157ZM166 223H168L169 225H166ZM206 223H207V225H206ZM164 224H165V226H164ZM187 224H189V225H187ZM212 225L213 224H211V226ZM149 228H151L152 230H150ZM215 228H213V229H215ZM162 230H163V232H161ZM160 232H161L162 235H159ZM37 233H39V235ZM40 233H42V234H40ZM44 233H45V235H44ZM154 233H157V234H155L156 236L154 235ZM24 235H25V237H24ZM43 235H44V238H43ZM132 235L127 237V239L128 238L129 239L133 238ZM151 235H152V237H151ZM153 235L155 237H153ZM36 236H37V238H36ZM39 236H41V238ZM135 237H136V234H134V238L133 239H135ZM165 238H166V240H165ZM165 238L161 239V237H160L159 240L163 241V239H164L166 241L165 244L168 247L169 246L168 245L169 243L167 242L168 238L167 237H165ZM38 239H40L41 241L38 240ZM133 239H131V240H133ZM152 239L150 241H153ZM155 239L157 240L158 238H155ZM155 239H154V241L156 243L157 242L158 243L154 244L155 242L153 241L154 245H152V244L148 245L147 244L149 247L146 245V243H150L148 241H145L146 243L143 242V243L139 244L140 247H142V248L145 247V248H143L141 250L143 252V256H141L140 253H137V252H134V253H132L130 255L124 253V256H123L124 264H135V263H133V261L136 258H141L140 264H142L143 262L144 263L146 262L145 264H155V260H154V255H155L154 252L155 251H154V248H153V250L151 249L152 247L150 248L151 245L154 246V247H156V246L158 247V244H159L160 241L159 240L156 241ZM25 240L26 241L30 240V241H35V242H37V241L39 242L40 241L39 242L40 244L37 242L39 244V248L37 246L38 250H32V253L30 255L31 258H29L27 256L26 251L24 249L25 242H26ZM45 240H46V242H45ZM131 240H129L127 242H131ZM141 240L143 241L145 239H141ZM116 241L117 240H115L114 246L119 245V243L116 244ZM144 244H145V246H144ZM44 245L46 246V248H45ZM40 247L41 248L44 247V248L41 249ZM157 247H156V249H157ZM168 248H167V251L169 252ZM46 250H49V251H46ZM126 250H125V252L128 253V250L127 251ZM145 250L147 251V253L145 252V254H144ZM42 251H43V253H44V251H46L44 256H42L43 254L40 253ZM38 253H39V255H38ZM4 254H6V252ZM139 256H141V257H139ZM180 258H181L180 261L175 262L174 260H172L171 257H167L162 262V264H177V263L184 264V261L182 259L183 255ZM44 260L41 261V264H43ZM203 260L204 259H201L200 261H203Z\"/></svg>",
    "mask_w": 264,
    "mask_h": 264
},
{
    "label": "water",
    "instance_id": "obj_3",
    "mask_svg": "<svg viewBox=\"0 0 264 264\" xmlns=\"http://www.w3.org/2000/svg\"><path fill=\"white\" fill-rule=\"evenodd\" d=\"M1 6L2 0H0V9ZM33 22L32 18L19 20L16 24L19 29L18 33H14L11 28H8L3 34H0V69L4 62L8 63L13 57L27 54L30 45L41 46L40 39L29 31ZM8 111L10 108L0 104V114H5ZM0 264H25L23 249L13 244L2 232H0Z\"/></svg>",
    "mask_w": 264,
    "mask_h": 264
},
{
    "label": "flooded vegetation",
    "instance_id": "obj_4",
    "mask_svg": "<svg viewBox=\"0 0 264 264\" xmlns=\"http://www.w3.org/2000/svg\"><path fill=\"white\" fill-rule=\"evenodd\" d=\"M11 29L14 31V33H18L19 32V29L17 28V27H15V28H13V27H11ZM8 30V29H7ZM6 31V30H5ZM4 31V32H5ZM4 32H1L0 34H3ZM19 39H20V37H19ZM8 256V255H7Z\"/></svg>",
    "mask_w": 264,
    "mask_h": 264
}]
</instances>
